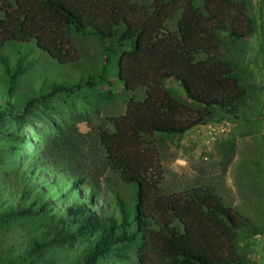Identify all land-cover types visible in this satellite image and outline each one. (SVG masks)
Instances as JSON below:
<instances>
[{
    "label": "trees",
    "instance_id": "obj_1",
    "mask_svg": "<svg viewBox=\"0 0 264 264\" xmlns=\"http://www.w3.org/2000/svg\"><path fill=\"white\" fill-rule=\"evenodd\" d=\"M174 14L172 31L167 21ZM253 32L246 6L238 0H203L202 7L193 0H153L149 5L133 0H0V46L14 50L19 63L33 48L59 65L76 62L72 34L90 35L104 50L102 67L91 78L109 83L108 64L118 54L114 80L130 96L124 111L112 118L113 129H100L98 136L105 163L135 187V198L129 208L116 196L120 217L103 216L93 208L89 192L83 195L78 189L88 185L84 178L73 180L77 198L58 217L57 235L67 243L93 239L82 264L116 253L118 244L138 245L143 264H239L236 239L249 228L248 217L204 186L164 192L154 136L183 134L207 121L212 109L238 113L245 90L222 55L223 36L244 39ZM0 62L8 66L1 55ZM167 82L182 89L185 101L170 94ZM79 87L51 84L43 99ZM138 90L144 91L140 98L134 95ZM37 99L25 102L23 113ZM2 115L18 116L7 105ZM234 152L231 141L223 170ZM12 210L14 216L34 213L33 204Z\"/></svg>",
    "mask_w": 264,
    "mask_h": 264
},
{
    "label": "rangeland",
    "instance_id": "obj_2",
    "mask_svg": "<svg viewBox=\"0 0 264 264\" xmlns=\"http://www.w3.org/2000/svg\"><path fill=\"white\" fill-rule=\"evenodd\" d=\"M238 1L245 4L254 32L244 39L224 35L221 49L245 90L238 113L212 109L204 123L183 134L155 135L154 140L162 190L172 193L204 186L219 195L250 221L236 239L239 264H264V0ZM193 3L202 7L203 0ZM177 18L174 14L167 21L172 31ZM72 39L78 60L67 65L35 48L26 50L19 63L14 50L0 46L8 64L0 62V264L83 263L93 239L80 237L67 243L57 235L58 217L77 198L72 183L78 176L88 184L78 189L83 195L89 192L98 214L119 218L116 196L129 208L134 203L135 187L105 163L98 136L100 129H113L112 118L124 111L130 96L114 80L118 54L108 64L110 82L103 83L91 78L103 64L100 42L77 33ZM51 84L80 87L43 99ZM165 88L185 101L174 83H165ZM134 95L140 98L144 91ZM33 98L38 99L28 114L23 113V104ZM5 105L18 116H3ZM231 141L234 157L223 170V154ZM43 203V212L37 213ZM32 204V215L9 213ZM138 247L118 244L116 253L103 255L94 264H143Z\"/></svg>",
    "mask_w": 264,
    "mask_h": 264
}]
</instances>
